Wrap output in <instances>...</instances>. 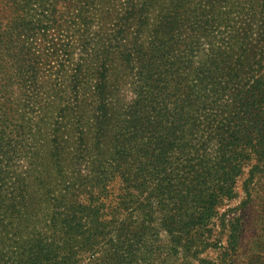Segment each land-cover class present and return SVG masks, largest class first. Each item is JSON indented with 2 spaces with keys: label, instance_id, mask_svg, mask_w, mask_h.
Segmentation results:
<instances>
[{
  "label": "trees",
  "instance_id": "16d2710c",
  "mask_svg": "<svg viewBox=\"0 0 264 264\" xmlns=\"http://www.w3.org/2000/svg\"><path fill=\"white\" fill-rule=\"evenodd\" d=\"M263 172L264 0H0V264H222Z\"/></svg>",
  "mask_w": 264,
  "mask_h": 264
},
{
  "label": "rangeland",
  "instance_id": "374dc122",
  "mask_svg": "<svg viewBox=\"0 0 264 264\" xmlns=\"http://www.w3.org/2000/svg\"><path fill=\"white\" fill-rule=\"evenodd\" d=\"M257 180L259 182L257 191L249 203L243 205L242 202L245 199L241 195L226 206V208L233 209L231 214L242 217L243 234L238 253L234 254L231 259L230 257L226 258L222 264H264V172L258 176ZM160 238L165 245H168V238L164 233L161 234ZM219 238L218 229L215 227L213 235L210 236L206 242V247L203 248V253L193 254L196 258L193 264H208L209 261L212 262L218 258L219 246L226 244V238L218 242Z\"/></svg>",
  "mask_w": 264,
  "mask_h": 264
}]
</instances>
